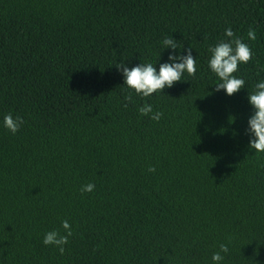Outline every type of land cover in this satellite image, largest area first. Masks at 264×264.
Wrapping results in <instances>:
<instances>
[{"label": "trees", "instance_id": "trees-1", "mask_svg": "<svg viewBox=\"0 0 264 264\" xmlns=\"http://www.w3.org/2000/svg\"><path fill=\"white\" fill-rule=\"evenodd\" d=\"M228 27L253 51L232 96L208 66ZM190 47L195 77L149 97L115 66ZM260 81L264 0H0V264H215L222 243L219 264H264V152L245 132ZM64 220L61 255L42 241Z\"/></svg>", "mask_w": 264, "mask_h": 264}, {"label": "clouds", "instance_id": "clouds-1", "mask_svg": "<svg viewBox=\"0 0 264 264\" xmlns=\"http://www.w3.org/2000/svg\"><path fill=\"white\" fill-rule=\"evenodd\" d=\"M227 40L218 41L215 46H209L210 58L208 66L210 70L218 77L219 81L215 84V90L223 89L229 96L234 95L240 89L245 87V80L234 75L239 71L241 63H248L253 56L252 48L245 43L243 38L237 37L231 27L224 31ZM249 40L256 39V32L253 28H249L247 32ZM173 37H165L162 41L163 48H171L173 50L181 48ZM185 55H178L170 52L168 62L161 63L157 69L153 63H139L131 68L127 67L125 62H119L115 66L123 75V83L129 89L134 91L138 96L149 97L156 92H163L165 88L172 87L176 82L182 81L185 73L195 77L197 72L196 58L191 53V47L185 50ZM179 61V62H176ZM124 99L132 101V93L128 92ZM248 103L253 111L249 116L245 129L249 134V147L257 152H264V81L256 83L254 90L248 92ZM127 107V104L123 105ZM140 115L149 116L154 121H159L163 113L153 112L151 104L145 103L138 108ZM24 120L20 116H13L11 113L5 114L3 117V126L12 134H16ZM149 172H154V167H149ZM95 189L93 183L84 185L82 192H92ZM65 234H60L57 230H51L44 234L43 244L56 246L62 255L65 252V245L69 242V237L73 235L71 225L67 220L61 222ZM228 245L220 244L219 250L212 255V261L219 264L224 259L222 253H228Z\"/></svg>", "mask_w": 264, "mask_h": 264}]
</instances>
